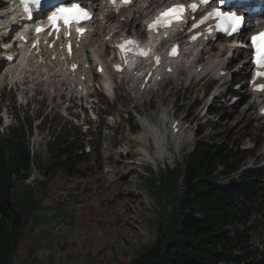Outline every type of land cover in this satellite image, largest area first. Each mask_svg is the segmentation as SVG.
<instances>
[{
    "label": "rangeland",
    "instance_id": "374dc122",
    "mask_svg": "<svg viewBox=\"0 0 264 264\" xmlns=\"http://www.w3.org/2000/svg\"><path fill=\"white\" fill-rule=\"evenodd\" d=\"M100 2L103 0L96 3ZM123 10L117 12L111 20H118V23L124 21V18L120 17ZM2 13L3 9L0 10V14ZM124 23L130 35H135L134 31H141L143 27L131 25L135 23V18ZM141 35L143 36L142 31ZM109 54L106 48L100 60L104 62ZM224 56L229 58V55ZM4 71L5 69L0 72V114H7V121L0 118V132L5 134L7 123L17 125V122H25L28 118L27 120L32 121L29 145L40 155L51 132L47 125L43 126L37 119L38 110L45 109L46 118L57 111L63 113V108L68 104L69 91L72 89L60 85L57 79H51V82L45 80V83L26 80L25 85L19 84V87L9 89L6 78L2 76ZM213 75L214 72H207L202 80L198 81L196 75L184 74L176 80L164 82L156 91L147 94L140 101L135 100V91L129 90L128 82L123 84L124 87L117 85L112 98L98 94L94 100L98 102L95 109L104 129L100 150L102 171H98L94 178L84 181L58 175L48 184V198L37 213L38 221L31 222L24 231L11 264H129L137 258L138 253H143L146 244L149 240L153 241L156 235V228L149 226L145 218L156 219L160 205H165L166 200L162 197L159 205L157 199L142 185L143 177L149 174L144 170L146 165L144 166L145 162L142 160L144 156L141 151L145 146L138 149L134 144L127 152L128 142L133 144L130 141L132 135L140 133V129H133V121L129 125V110L153 119L162 129L165 124L163 116L166 113L168 119H181L187 125L191 123L188 126L192 129L201 124L202 127L198 129L205 130L201 140L216 144L222 141L232 144L242 140L241 150L249 152L252 150L253 141L246 138L247 134H256L260 130L264 133V119L256 117L260 105L244 91L239 92L234 88L237 92L233 96L228 95V100L225 96H220L215 104V99L210 101L219 91L231 89L233 85L217 90L218 82L214 80ZM210 82H215L209 92L211 96L204 99L202 94L208 89ZM20 95L24 97L20 99ZM241 96V107L251 104L249 114L234 116L232 114L238 100L235 99H242ZM217 101L221 105L216 109ZM57 118L61 123L71 122L72 125L76 124L75 126L81 123L80 120L74 123L61 117L59 113ZM94 126L92 128H95ZM210 126H214V129ZM81 130L83 132L84 129ZM185 136L189 138L182 146H178L180 150L175 154L173 164L152 168L156 173L174 167L191 153L196 143L195 134L188 131ZM149 147H152V143ZM165 159L167 162L164 164L172 162V157ZM258 165H264V139L256 154L245 159L243 169L255 168ZM31 175V180L38 176L35 170H32ZM238 176L239 174H235L231 179L220 180L216 185L225 189L231 188V185L240 186ZM173 196L174 192L171 191L169 197Z\"/></svg>",
    "mask_w": 264,
    "mask_h": 264
},
{
    "label": "trees",
    "instance_id": "16d2710c",
    "mask_svg": "<svg viewBox=\"0 0 264 264\" xmlns=\"http://www.w3.org/2000/svg\"><path fill=\"white\" fill-rule=\"evenodd\" d=\"M41 123L51 132L43 160L31 156L26 142L30 120L0 133V264H11L24 231L38 221L53 179L89 180L99 169L97 141L92 142V156L79 154L83 137L76 127L61 124L57 117L42 118ZM203 136L204 129L199 130L193 151L160 183L153 176L143 177L144 189L159 205L162 197L166 204L160 205L156 219L145 218L156 228L155 238L129 264H264L263 253L254 246L264 230V168L241 170L247 154L240 152V141L207 143ZM252 139L258 148L260 137ZM32 169L41 180L27 183ZM237 172L245 182L242 187H215L218 179Z\"/></svg>",
    "mask_w": 264,
    "mask_h": 264
},
{
    "label": "bare ground",
    "instance_id": "6f19581e",
    "mask_svg": "<svg viewBox=\"0 0 264 264\" xmlns=\"http://www.w3.org/2000/svg\"><path fill=\"white\" fill-rule=\"evenodd\" d=\"M143 1H145L143 3ZM5 0H0V6L3 4H5ZM171 0H149V2H147V0H141L138 1L137 3L132 5V6H128L127 8H125L122 12V15L120 17L124 18V21L126 22V20H134L135 18V23L131 24L133 27L136 26H140L141 24L139 23L141 19H145L147 16L151 15L152 12L164 5V4H168L170 3ZM90 7L94 10L95 12V18L93 19V21L90 23L89 25V34H88V45L90 47V49H88V51L83 50L80 54V58H82L84 56L85 53L89 52V56L92 59L97 58L99 59V56L101 54H103V51L105 49V47L107 46V44L104 42V37H106V34L108 33V29L109 27L112 28L111 25H108V21L113 19L115 17V12L117 10V8L119 7L117 2H113L110 3L109 0H103V2L100 3H91L89 4ZM2 8V6H1ZM0 8V9H1ZM259 9V8H257ZM256 10H251V12H254ZM260 12H262L263 16H264V8H262L261 10L259 9ZM149 14V15H147ZM0 24L4 25L6 21H2V17H0ZM118 18V17H117ZM247 20H252L251 17H249V19ZM113 20L110 21V23H112ZM116 24H118V20L115 21ZM263 24V22L260 23V25ZM123 27H127L126 24H122ZM115 26V25H114ZM135 35H138L139 32L136 30L134 31ZM183 43V53L186 56L184 59H182L181 65L187 67L188 71L190 73H193L194 75H196L197 77H200L201 75H203L206 72H215V77H217V74L219 73L220 70H226V65L228 64V60L225 61L223 57H221L222 54V48L220 47L219 43H217L218 48L214 51V49L208 51L207 47H203L202 50L200 51V54L198 53V49L197 47H190L187 46L184 43V40L181 41ZM84 44V43H83ZM210 46V45H208ZM212 46V45H211ZM213 47V46H212ZM227 52H231V50H227ZM204 57V59H202V68L199 74L195 73L196 67L193 68V72L190 69V61L196 59V58H201ZM206 58V59H205ZM240 62L236 65L237 67L239 66ZM244 64V63H243ZM41 68V67H40ZM39 67H37L34 63V61L29 58L26 62V65L24 63V61H22L21 59H18L15 63H13L12 65H10L7 70H6V76L8 78L11 79H16V77H20L21 74H25L27 75V77L29 78V81H34L39 79L42 76L47 75L48 78H51L52 76L55 75H60L62 77H65L64 75V69L62 67L61 64L57 65V67L52 70L51 68L48 67H44L43 69H40ZM233 78V76H232ZM222 81L225 82V85H229V83L231 82V79H229L228 77H225L224 79H221ZM103 85L106 86L107 91L105 92L106 96H110L113 94V80L110 79L109 75L104 78V83ZM132 85L133 83L130 82L128 84V87L132 90ZM241 85V84H240ZM239 92H243L245 91V94L249 95L250 97H252L253 100L258 101L259 99H261L264 102V96L260 97V95L257 94H251L249 89L246 88V83L243 82L242 85L240 86ZM228 92V91H226ZM236 92H234L232 95H230V93L226 94V100H228V95L229 96H233ZM242 99L239 98H234L235 99V106H234V110H233V114L234 116L240 114L242 116L244 115H248L249 114V110L251 108V104H244L243 107H241L239 104L240 102L243 100V97L241 96ZM231 99H233V97H231ZM230 99V100H231ZM232 101V100H231ZM240 106V107H239ZM260 108V107H259ZM259 110V109H258ZM163 114V113H161ZM165 116H163V119L166 118L167 113L164 114ZM258 117V114L256 116ZM143 123V121H142ZM142 126H146L149 127L148 123L143 124ZM159 130V131H158ZM182 136V132L179 130L176 134H171L170 133V139L173 141L174 146L178 149L179 144L177 143V140L179 137ZM150 137L152 138V140L154 141L155 144V153L153 156V159L157 160H164L165 158L170 159L171 154L168 151V143H167V133L166 132H161L158 126H154L152 124H150ZM154 151V150H153ZM137 152V151H136ZM138 153V152H137ZM142 156H147L152 154L149 151L143 149L141 151ZM167 164V163H166Z\"/></svg>",
    "mask_w": 264,
    "mask_h": 264
},
{
    "label": "snow or ice",
    "instance_id": "6c2138e0",
    "mask_svg": "<svg viewBox=\"0 0 264 264\" xmlns=\"http://www.w3.org/2000/svg\"><path fill=\"white\" fill-rule=\"evenodd\" d=\"M30 2L32 4H35L36 6H39V0H30ZM205 3L208 2V0H204ZM22 5L24 6V11L26 13L29 14V16L31 15L29 13V9H28V3L29 0H21ZM194 7V5H193ZM183 8L181 6H175L171 9H168L165 13L161 14V17L157 18L156 23H171L172 20L174 19H178L179 15L183 12ZM171 14V15H170ZM213 14L220 17L223 21H227L230 26H231V31L228 32L229 35L235 33V32H239L240 30V24L242 21V17L236 15L235 13H221V12H216L215 10L213 11ZM88 17V13L85 12L83 9L79 8L76 5H73L72 8H60L57 10L56 13H54L52 16L49 17V22L50 24H52L53 26H55V22L57 19H62L65 23V25H67L70 21H76L79 22L81 19L87 18ZM164 17H167V20H164ZM203 21H201L202 23ZM150 28L153 27V25L149 26ZM194 27H196V25H194ZM225 31H227V29H224ZM37 31H41V29H37ZM78 32L83 31L82 29H77ZM193 39H195V37H193ZM252 42L253 45L256 47V53L257 56L260 57L259 59H257V63L258 64H264V55H262L261 52V48L256 45V40L257 37L253 36L252 38ZM129 44H132V41L128 42ZM237 46H241V45H232V47H237ZM121 48L123 49V45H121ZM176 50L175 48L172 50V54L175 55ZM141 56L146 55V53L144 52H140L139 53ZM157 60L159 59L158 57L156 58Z\"/></svg>",
    "mask_w": 264,
    "mask_h": 264
},
{
    "label": "clouds",
    "instance_id": "9594fccd",
    "mask_svg": "<svg viewBox=\"0 0 264 264\" xmlns=\"http://www.w3.org/2000/svg\"><path fill=\"white\" fill-rule=\"evenodd\" d=\"M188 138H189L188 136H181L178 138L177 143L182 146L184 143H186ZM169 162H171V161H169Z\"/></svg>",
    "mask_w": 264,
    "mask_h": 264
}]
</instances>
